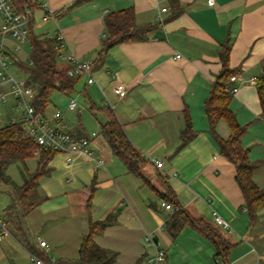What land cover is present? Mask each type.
Segmentation results:
<instances>
[{"label": "crops", "instance_id": "crops-1", "mask_svg": "<svg viewBox=\"0 0 264 264\" xmlns=\"http://www.w3.org/2000/svg\"><path fill=\"white\" fill-rule=\"evenodd\" d=\"M32 1L39 5L32 12L33 21L34 14H39L41 20L38 25L41 35L38 36L60 32L67 45L61 56L72 53L81 61L93 64L95 82L87 84L85 76L77 78L71 97H76L81 111L88 110L97 121L98 136L93 147L95 154L101 155L105 162L102 167H95L87 158L73 156L71 164L66 165L65 156L56 154L49 164L50 175L44 177L54 180L65 173L72 178L81 176L83 181L62 179L52 193H41L47 199L25 217L24 237L27 239L29 234V241L32 233L34 237L30 242L38 249L36 240L45 241L48 249H40L55 260L41 232L31 231L34 227L33 223H28V217L38 211L42 218L55 211L71 209L79 217L76 222L80 223L83 237L88 230L85 207L91 196V220L101 221L109 214L117 213L116 225L96 236L95 242L119 256L121 249L108 239L118 233L124 234L136 250L129 264H135L140 258L143 261L156 248L165 252L162 263L178 264L174 250L184 239L189 242L193 259L202 257L209 262L215 261L213 244L198 230L185 227L175 239L166 232V220L174 209L164 210L160 202L174 198L191 218L211 224L229 243L228 255L220 259L221 264H254L253 253L257 254V251L252 242L257 238L258 227L264 223V209L258 211L256 221L250 224L243 196L234 179V166L221 155L208 132L204 104L214 78L221 70V46L229 39V65L239 68L237 79L231 82L238 90L231 94L229 107L237 122L246 126L241 145L247 148L251 161L261 163L253 171L252 180L257 187L263 188L264 117L261 116L256 80L264 69V0H213L212 5L207 0H90L75 6H71L75 0ZM162 7L166 11L160 13L159 19ZM128 8L133 10L137 26L151 25L153 29L143 41L113 45L102 62H96L106 35L104 17ZM48 10L52 15L43 21ZM32 31L34 34V26ZM13 43L0 34V45L11 54ZM20 51L12 54L18 61ZM177 54L179 58H176ZM60 57L59 68L68 67ZM116 84L127 88L123 99L113 93ZM0 90L7 91V86L0 85ZM104 100L109 103L107 108L113 111L129 141L146 158L147 163L142 169L144 179L128 174L100 135L99 122L106 119ZM45 116L53 117L47 110ZM186 117L195 136L177 150ZM62 122L65 124L63 118ZM77 129L88 135L81 123L70 131ZM216 133L222 139L229 138L230 130L225 120L218 121ZM30 159L35 160L37 167L36 158ZM30 159L26 161L27 166ZM155 161L162 162L160 169L156 168ZM104 190H110L116 198L109 201L111 194H108L99 203L98 196ZM214 212L227 228L214 224ZM146 233L153 234V244L145 241ZM9 235L16 241L20 237L29 254L22 233L14 232L12 228Z\"/></svg>", "mask_w": 264, "mask_h": 264}, {"label": "trees", "instance_id": "trees-1", "mask_svg": "<svg viewBox=\"0 0 264 264\" xmlns=\"http://www.w3.org/2000/svg\"><path fill=\"white\" fill-rule=\"evenodd\" d=\"M17 12L30 10L28 16L30 55L28 63H21L13 55L5 54L11 59L12 64L20 69L26 77L27 84L35 88V95L31 104L37 113L45 116L48 106L52 103V95L58 92L67 98L75 93L77 78L67 76V67L61 69L57 66L59 58V41L54 37L35 36L33 34L32 12L39 5L32 0H11ZM90 0H75L71 6L79 5ZM178 14V11L174 13ZM105 37L101 42L96 62L101 63L106 52L113 45L128 41H143L146 34L153 26H137L134 12L131 8L119 10L107 14L104 17ZM231 43L226 39L221 46L219 58L221 70L215 76L208 97L204 104V112L208 121V132L219 148L221 155L226 158L235 170L234 179L244 199V208L247 211L250 224L257 219L258 211L264 209V187L259 188L252 180L253 171L261 163L251 161L248 158V150L241 145V138L245 133L246 126L240 125L229 104L232 95L226 90L231 76L239 72V68H231L229 65V54ZM93 70V64L92 68ZM256 91L261 106V116L264 117V69L256 80ZM106 119L99 122L100 135L106 141L111 153L123 164L128 174L137 178H143V166L147 163L146 158L132 145L127 138L123 126L117 120L113 111L107 107L103 110ZM225 120L230 130L228 139H222L216 133V125L219 120ZM77 137L85 136L80 130L72 132ZM195 136L191 122L186 117L185 127L180 133V145L177 150L185 147ZM36 145L26 138L20 131L18 124L0 127V184L9 188V202L4 208L3 217L6 223L11 225L14 232L22 233L25 247L29 254L44 261L45 264H114L118 253L99 246L94 238L101 236L108 227L117 223V213L109 214L101 221L90 219L91 196L88 198L85 213L88 217V230L82 237L78 247V256L74 261L64 259L52 260L47 254L35 249V244L28 241L24 235L25 217L38 207L47 198L39 191L40 179L49 176L50 162L56 155L52 151L40 150L38 155L34 154ZM36 158L37 167L32 173L26 169V161ZM12 164H18L21 169L22 183L16 184L7 175V168ZM172 206L173 213L165 223V229L171 239H175L185 227H191L201 232L215 248V259H225L230 248L219 232L209 223L194 219L183 210L179 204L172 199H166ZM32 241V240H31ZM138 259L135 264H141Z\"/></svg>", "mask_w": 264, "mask_h": 264}, {"label": "built area", "instance_id": "built-area-1", "mask_svg": "<svg viewBox=\"0 0 264 264\" xmlns=\"http://www.w3.org/2000/svg\"><path fill=\"white\" fill-rule=\"evenodd\" d=\"M207 1L209 5L213 4V0ZM43 7H46V4H44ZM165 11V7L160 9L158 15L159 19L160 13ZM30 14V10L20 13L17 12L11 0H0V34L4 38L13 40L14 43L11 48L12 54L19 52L29 38L28 16ZM51 15V11H46L43 21L47 20ZM48 36L54 37L59 41L58 54L60 57L67 46L63 35L58 32ZM6 52L8 51H6L5 47L0 45V85L7 86V91L0 90V102L5 103L10 97L20 111V117H11L8 125H19L21 133L36 145L34 151L35 155H38L40 150L52 151L56 154L65 155L66 163L68 164L72 162L73 156H81L91 161L95 167H102L105 162L104 158L101 155H96L93 147V141L97 138L98 133L92 132L88 135L77 137L66 129L67 126L62 122V114L59 110L53 114L51 119L37 113L31 104V100L36 93L35 88L27 84L26 77L16 78L11 75L9 72V65L12 64V61L5 54ZM179 57L180 55L177 54L176 58ZM60 58L68 64L66 70L67 76L72 78L85 76L87 84H93L95 82L92 76L91 62L81 61L72 53L61 56ZM236 79V75L231 76L230 82L226 85V90L230 94H235L238 90L237 86L231 84V82H234ZM251 81L254 82V79ZM112 90L118 99H123L127 95V88L122 84H116ZM103 105L105 107L109 106L107 100H104ZM67 107L71 111H81L76 97L69 98ZM154 164L156 168L160 169L162 167V162L160 161H155ZM160 207L164 210H172V206L165 201L160 202ZM213 221L214 224L219 227H228L216 212L213 213ZM8 235V224L4 219L0 218V242ZM144 239L147 243H154V236L152 233H146ZM38 245L40 248L48 249L47 243L43 240H38ZM164 259V250L156 248L155 252L143 259L141 264H160ZM31 260L34 264H44L42 259L36 256H31Z\"/></svg>", "mask_w": 264, "mask_h": 264}, {"label": "rangeland", "instance_id": "rangeland-1", "mask_svg": "<svg viewBox=\"0 0 264 264\" xmlns=\"http://www.w3.org/2000/svg\"><path fill=\"white\" fill-rule=\"evenodd\" d=\"M33 26H34V35H41V30L38 28L41 20L39 19V14H34ZM40 31V32H39ZM30 55V44L29 39L25 42L20 51L18 57L21 63H28ZM61 65V61L57 60V66ZM59 67V66H58ZM9 72L16 78H24L25 74L15 67L14 65H9ZM69 98L67 96H62V94L56 92L52 97V103L48 106L47 113L48 115H53L56 110H59L62 113L65 124L67 125L66 129L68 131L72 130L75 126L81 123L88 134L98 131V124L90 112L86 109H83L80 112L71 111L68 109ZM15 106V103L12 98H8L7 102L0 103V127L6 126L10 123L11 117L18 118L20 117V112ZM65 156V155H64ZM66 165V158L64 160ZM30 164V165H29ZM71 164V163H70ZM35 160L30 159L28 166L26 164V169L28 172L32 173L35 171ZM7 175L14 181L16 184L20 185L22 183L21 169L18 164H12L7 168ZM48 178V177H47ZM76 180L79 183L83 181L81 176H75L74 178L65 176V173L62 176H57L54 180L46 179L43 177L39 186V191L43 193H52L55 186L59 180ZM159 179H161L159 177ZM90 181H87L86 184H89ZM9 188L0 184V218L3 217V209L9 202L8 198ZM55 193V192H54ZM108 194L110 199L114 200L116 197L110 190H104L100 192L98 196L99 203L101 200L106 198ZM45 196V195H44ZM113 198L111 199V197ZM56 200V199H54ZM55 203V201L53 202ZM40 211L32 213L28 217V223L31 224L34 228H31L32 232L39 231L46 241L49 243L50 255L55 259H65L66 261H74L77 258L78 247L80 245L82 235L80 230V223L76 220L79 217H76L75 213L71 209H66L64 211H55V213H49L47 216L40 218ZM9 234L11 233V225L9 224ZM85 230V229H84ZM83 233V232H82ZM85 233V232H84ZM257 238L252 242L253 247L256 249L257 254L253 253L254 264H264V223L260 224L257 231ZM111 234V233H110ZM112 235V234H111ZM32 239L34 236L31 233ZM110 237V235H108ZM20 237L16 241L10 235L5 236L0 242V264H34L22 246V240ZM29 234H27V239ZM29 239V240H30ZM38 243V240H36ZM108 241H111L112 245H115L120 250V255L117 258L116 264H129L131 259L135 254L134 246L130 245L129 242L124 238V234L118 233L114 236H111ZM138 243H141V240H138ZM189 242L187 239H184L182 243L174 250V257L178 264H221L220 259L215 261H208L200 257L198 260L193 259L191 256L190 249L188 247ZM35 249L41 252L42 250L34 247ZM42 254L45 256V251H42ZM252 257V255H251ZM64 260V261H65ZM43 261V260H42ZM44 263V261H43ZM45 264V263H44ZM164 264V263H160Z\"/></svg>", "mask_w": 264, "mask_h": 264}]
</instances>
